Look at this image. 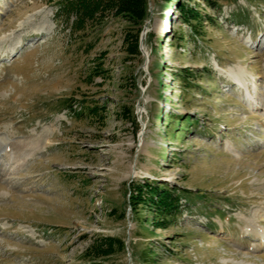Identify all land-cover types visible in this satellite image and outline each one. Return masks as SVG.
<instances>
[{"label": "rangeland", "instance_id": "obj_1", "mask_svg": "<svg viewBox=\"0 0 264 264\" xmlns=\"http://www.w3.org/2000/svg\"><path fill=\"white\" fill-rule=\"evenodd\" d=\"M213 1L72 31L0 0V264H264V0Z\"/></svg>", "mask_w": 264, "mask_h": 264}, {"label": "trees", "instance_id": "obj_2", "mask_svg": "<svg viewBox=\"0 0 264 264\" xmlns=\"http://www.w3.org/2000/svg\"><path fill=\"white\" fill-rule=\"evenodd\" d=\"M56 4L55 19L64 22L66 27L72 31H82L85 27L92 26V24L99 23L101 20L108 16L127 15L135 22H141L147 14L148 0H50ZM173 1V0H167ZM212 6L213 0H206ZM180 17L185 23H189L196 34L195 25L193 20H199L201 15L188 7L185 3H178ZM139 31L134 30L133 46L134 53L139 54ZM92 113V111H91ZM155 189V188H154ZM159 192V193H158ZM162 192V193H161ZM156 201H154L155 208H158L165 217L170 216L173 211L179 207L180 197L173 189H160L156 187L155 190ZM110 240H101L96 242L91 249L94 253L105 254L111 251Z\"/></svg>", "mask_w": 264, "mask_h": 264}, {"label": "bare ground", "instance_id": "obj_3", "mask_svg": "<svg viewBox=\"0 0 264 264\" xmlns=\"http://www.w3.org/2000/svg\"><path fill=\"white\" fill-rule=\"evenodd\" d=\"M144 30L142 32V36L144 34ZM25 145L17 143V142H10L7 144V150H5V152L7 153V155H9L10 152H24L25 151V155L26 154H31L35 149L34 148H30V149H25L24 148Z\"/></svg>", "mask_w": 264, "mask_h": 264}, {"label": "water", "instance_id": "obj_4", "mask_svg": "<svg viewBox=\"0 0 264 264\" xmlns=\"http://www.w3.org/2000/svg\"><path fill=\"white\" fill-rule=\"evenodd\" d=\"M141 39H142V34H141ZM141 50H143L142 46H141Z\"/></svg>", "mask_w": 264, "mask_h": 264}]
</instances>
